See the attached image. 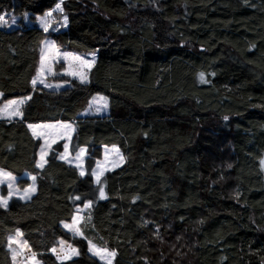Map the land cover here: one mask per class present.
<instances>
[{
	"label": "trees",
	"instance_id": "16d2710c",
	"mask_svg": "<svg viewBox=\"0 0 264 264\" xmlns=\"http://www.w3.org/2000/svg\"><path fill=\"white\" fill-rule=\"evenodd\" d=\"M59 2L0 0L18 18L0 27V102L24 99L20 118L0 119V170L20 190L35 177L31 198L0 206V264L15 233L41 264H103L88 242L112 264H264V0H62L66 29L25 25ZM48 38L95 55L86 83L33 86ZM97 95L108 114L82 117ZM51 123L73 125L83 176L60 160L62 142L36 166L29 124ZM104 147L123 163L95 185ZM86 203L74 238L62 224ZM58 241L78 256L57 261Z\"/></svg>",
	"mask_w": 264,
	"mask_h": 264
},
{
	"label": "rangeland",
	"instance_id": "374dc122",
	"mask_svg": "<svg viewBox=\"0 0 264 264\" xmlns=\"http://www.w3.org/2000/svg\"><path fill=\"white\" fill-rule=\"evenodd\" d=\"M61 1L62 0H60L58 4H61ZM50 12L52 13V16L48 18L50 20V26L48 27L47 32L52 33V32H57L59 30L66 29L65 17L61 15L59 16L61 11L57 10L55 6L54 9ZM47 13H45L43 16H37L33 18L32 20L29 18V16L26 15L23 21L26 26H36L44 30V25L42 24V21L45 20ZM0 16L5 17L4 21H0V27L7 28V29H13V28L18 27L17 17L12 16L9 13H6ZM52 44L55 45V43L49 38L43 42L42 57L44 59L42 61V58H40L41 60H40L38 72L36 74V77L34 78L37 82H36V85H34V87H43L46 89L51 88L56 91L62 90L63 88L61 89L58 86L52 85L53 82H49L47 80L48 78L57 79L60 77H65L70 80L73 79V80L79 81L82 84L86 83L88 72L90 69L84 67L80 63L79 60L75 59V57H79L82 60H86L93 65V62L95 60V55L94 54L80 55L74 52L65 51L56 45H55V48L53 49L51 47ZM42 67H43V72H41ZM81 74L86 76V79L84 80V82H81ZM41 79L44 80V83H40ZM45 84L51 85V86L45 87ZM98 97H101V95H97L89 101V103L87 104L83 112L82 117L83 116L84 117L86 116H91V117L102 116L103 117L108 114V106L107 108H103L100 111L96 110V105L93 104L92 101L94 100V98H98ZM14 101H17V100H14ZM6 104L8 103L0 102V109H4V106ZM12 107H15V105H13ZM10 111L11 109H9L8 111L0 112V118H2V115H4V118L13 120L14 117H16V115H9ZM38 125H40L41 127H38L35 129V132L37 133L36 135L33 134V129L29 128L30 131L32 132V135L36 139H39L41 142V147L38 152V162L40 161V155H41L42 148H44L48 154L49 150L56 143L62 142L63 143V153L59 157L60 160L75 167L80 173V175L83 176L84 175V160L86 158V151L84 149H83V152L80 150L76 155H71L69 151L70 141H71L73 131H74L73 125L69 123H51V124H38ZM45 141H47V144L45 143ZM48 145H50V147ZM65 145H67V149L65 148ZM46 157L47 155L45 156V160H46ZM262 161H264V158L262 159ZM122 163H123V158L121 156L120 151L117 148L115 147L102 148L101 158L96 162L95 169L92 172V178H93L94 184L98 185L100 182V180L99 182L97 181L96 179L97 176H99L101 179L107 172L120 168ZM261 165L264 167V164L261 163ZM3 173H5L6 175H0V206H6L10 198H19L21 200H28L29 198H31L34 191L29 192L26 190L34 187V180L32 179V177L28 175L23 176L24 178L26 177L30 179V186L24 190H20L16 184L17 179L13 177L11 174H8L4 171ZM81 173H83V175ZM12 178H15V179H12ZM10 184L12 185L11 188L9 187ZM2 188H5L6 190V198L1 196ZM89 207H90L89 203H86L84 204V206L77 208L72 220L69 223L62 224L63 229L72 237L81 238V223H82L84 214ZM8 247H9V251L11 254V258H12L11 259L12 264H41L40 261L37 260L35 256L31 253L27 244L24 242V240L22 239L19 233H15V235L9 238ZM93 247L96 250H102L105 254L103 256L94 254ZM53 249H55V251H53ZM53 249L51 250V253L55 257V259L59 262H65L68 260H72L78 256V250L73 248L70 244H67L63 241H58L57 246L54 247ZM88 253L103 264H112V261L114 258V255L108 254L111 252L98 248L91 242H88ZM14 254H15V259L13 258Z\"/></svg>",
	"mask_w": 264,
	"mask_h": 264
},
{
	"label": "snow or ice",
	"instance_id": "6c2138e0",
	"mask_svg": "<svg viewBox=\"0 0 264 264\" xmlns=\"http://www.w3.org/2000/svg\"><path fill=\"white\" fill-rule=\"evenodd\" d=\"M56 8L57 10L59 11H63V9L61 8V5L60 4H57L56 5ZM52 16V13L49 12L46 14V18L45 20L42 21V24L44 25V31H48V27L50 26V20L48 18H50ZM5 20V17L4 16H0V21H4ZM65 23H67V17H65ZM51 47L54 49L55 48V45L52 44ZM67 55V54H65ZM43 57H42V61H43ZM76 60H79L80 63L86 67V68H91L92 64L86 60H82L81 58L79 57H75ZM41 72H43V67L41 69ZM86 79V76H84L83 74H81V82H84V80ZM201 80L203 82V74H201ZM36 80L34 79L32 81L33 85L36 84ZM40 83H44V80L41 79L40 80ZM51 85H47L45 84V87H50ZM23 103V101L21 100L19 103L17 101H9L8 104H6L4 106V109H0V112H4V111H8L9 109H11V111L9 112V115H22V113L20 112V104ZM93 104L96 105V110L97 111H100L101 109L103 108H107L108 104H107V99L103 96L101 97H98V98H94V100L92 101ZM13 105H15V107H12ZM38 127H41L40 125H33V124H29V128L33 129V134L36 135L37 133L35 132V129L38 128ZM50 127V126H48ZM54 142V141H53ZM45 143L47 144V141H45ZM50 147V145H48ZM65 148L67 149V145H65ZM83 152V149L81 150ZM47 155V152L45 151L44 148L41 149V155H40V161L37 163V167L38 168H43L44 167V163H45V156ZM262 164H264V161H261ZM83 175V173H81ZM0 175H6L5 173H3L2 170H0ZM12 179H15V178H12ZM33 180H35V177L33 176L32 177ZM97 181L99 182L100 180V177L97 176L96 177ZM11 184L9 185V187L11 188ZM26 191H29V192H32V191H35V188L32 187ZM101 191V197H103V189L100 190ZM77 199H79V197H77ZM6 203V202H5ZM87 206V205H86ZM11 242V240H10ZM53 251H55V249H53ZM93 251H94V254H97V255H104L105 253L102 251V250H96L94 247H93ZM109 255H115V253H108ZM13 258L15 259V254L13 256Z\"/></svg>",
	"mask_w": 264,
	"mask_h": 264
},
{
	"label": "crops",
	"instance_id": "0c3cea01",
	"mask_svg": "<svg viewBox=\"0 0 264 264\" xmlns=\"http://www.w3.org/2000/svg\"><path fill=\"white\" fill-rule=\"evenodd\" d=\"M43 45V44H42ZM42 54H43V47H42V52H41V56H40V58H42ZM41 60V59H40ZM33 84V83H32ZM36 85V84H35ZM52 85H55V86H58V87H60L61 89L62 88H65L67 85L66 84H63V83H53ZM34 86V85H33ZM48 89V88H47ZM49 89H51V88H49ZM51 90H53V89H51ZM0 99H1V95H0ZM23 101L24 102V99H20V100H17V102L19 103L20 101ZM12 101H14V100H12ZM2 103H5V102H2ZM8 103V102H7ZM22 104V103H21ZM20 104V105H21ZM18 118H20V115H16V117H14V119H18ZM0 119H5V120H9V119H6V118H4V115H2V118H0ZM31 129V128H30Z\"/></svg>",
	"mask_w": 264,
	"mask_h": 264
}]
</instances>
